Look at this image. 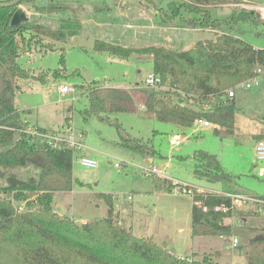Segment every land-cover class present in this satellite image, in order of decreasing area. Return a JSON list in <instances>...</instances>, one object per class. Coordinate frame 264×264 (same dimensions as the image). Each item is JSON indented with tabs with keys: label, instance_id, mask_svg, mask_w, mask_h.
Returning <instances> with one entry per match:
<instances>
[{
	"label": "rangeland",
	"instance_id": "obj_1",
	"mask_svg": "<svg viewBox=\"0 0 264 264\" xmlns=\"http://www.w3.org/2000/svg\"><path fill=\"white\" fill-rule=\"evenodd\" d=\"M171 1L186 0H154V7L166 9ZM241 1L206 7L211 19L220 25L209 31L191 30L192 19L198 15L186 12H182L181 19L174 20L179 29H165L154 8L151 5L146 8L145 0H34L33 5H20L29 11L30 24L49 30H59L62 20L81 25L77 35L62 42L42 37V42L30 49L19 45L18 62L28 76L17 80L14 98L21 118L28 122L27 126L47 130L69 127L80 136L85 147L84 152L73 153L72 189L52 194V209L57 216H68L76 224L100 220L107 215L105 202L110 200L114 220L119 226L129 228L136 237L151 238L158 245L168 246L177 256L201 260L205 255L212 264H246L245 252L250 241L264 235V178L257 176L264 164L256 163L253 152L254 141L264 139V69L258 85L242 89L240 85L247 79L230 88L237 103L235 136L220 138L214 134V127L203 128L197 121L185 128L146 115L141 107L143 92L147 90L145 80L153 75L148 55L134 52L130 58L122 59L95 49V42L100 41L122 49L168 46L179 51L192 42L215 39L223 33L263 49L264 0ZM242 9L260 13V24L239 21L231 31L227 18ZM63 85L72 86L74 91L61 95L58 87ZM95 85L127 90L133 96L136 110L99 117L86 115L88 91ZM168 88L165 85L155 90L171 95L173 91ZM188 105H192L191 101ZM202 109L207 111L208 107ZM116 125L121 126L126 137L149 143L154 153L142 157L120 146ZM239 131L242 137H238ZM171 136H177L178 140L172 143ZM198 150L215 155L222 169L233 174L234 179L217 187L193 177L192 155ZM79 157H87L97 166L83 167ZM115 163L120 168L114 167ZM37 164L35 160L24 167L3 169L0 186L6 185L11 175L23 181L37 179L40 173ZM151 168L163 176L147 175L146 170ZM171 181L211 194L227 195L234 186L240 188L231 194L241 196V203L224 220L231 226V235L191 237V197L170 194ZM216 188L221 193L215 192ZM123 208L127 213H121Z\"/></svg>",
	"mask_w": 264,
	"mask_h": 264
},
{
	"label": "trees",
	"instance_id": "obj_2",
	"mask_svg": "<svg viewBox=\"0 0 264 264\" xmlns=\"http://www.w3.org/2000/svg\"><path fill=\"white\" fill-rule=\"evenodd\" d=\"M7 1L11 0H0ZM23 3L33 5L34 0ZM145 3L154 8L163 26L178 27L174 20L181 19L182 12H186L198 15V18L192 19L190 27L205 30L219 25L218 21L211 19L206 7L242 1H171L166 9L155 8L154 0H145ZM36 9L44 11L42 7ZM15 10V6L0 7V167H24L35 159L39 160L40 173L37 179L28 181L11 175L6 185L0 186V264H212L207 256L201 260L182 259L151 238L134 236L129 228L119 226L114 220L110 200L105 202L108 209L104 218L83 224H76L70 217H60L53 212V192L70 191L75 182L72 175L73 154L70 150L34 149L27 142L23 133L27 122L21 118L14 102L17 80L28 77L18 62L19 45L30 49L33 44L41 43L42 37L62 42L77 35L81 25L72 20H62L59 30H49L28 22L12 27L10 19ZM227 19L230 30L239 21L260 24L256 14L245 9ZM71 23H74L73 28ZM95 49L122 59L130 58L134 52L148 55L152 60L153 74L159 76L162 85H167L173 92L167 95L166 92L156 91L157 88L145 87L147 90L143 92L141 106L146 115L185 128L191 127L196 120L204 119L218 126L214 134L220 138L231 136L236 122L235 100L224 98L225 92L254 76L256 68L264 69V48L255 49L230 33L216 35L215 39L199 40L190 49L182 51L155 46L122 49L100 41L95 42ZM87 97L89 110L86 115L99 117L136 110L133 96L125 89L95 85L89 88ZM188 101H191V106ZM203 106H207L208 110L204 111ZM116 127L120 146L142 157L154 153L149 143L126 137L121 126ZM192 159V174L199 180L229 183L234 179L232 174L222 169L213 154L198 150L193 153ZM191 201L192 237L231 235V226L224 222L232 213L231 198L195 193ZM198 203L207 210L202 211ZM222 205L228 208L225 214L215 211ZM258 237L264 235L250 241L245 252L246 264H264V240H258Z\"/></svg>",
	"mask_w": 264,
	"mask_h": 264
},
{
	"label": "built area",
	"instance_id": "obj_3",
	"mask_svg": "<svg viewBox=\"0 0 264 264\" xmlns=\"http://www.w3.org/2000/svg\"><path fill=\"white\" fill-rule=\"evenodd\" d=\"M262 73L261 68H256L254 70V76L249 78L246 82L240 85V87L244 90H248L252 88L253 86L258 85L260 77L259 75ZM162 85V80L157 75H152L149 78L145 80V87L149 88H158ZM165 87V86H164ZM74 88L72 86H59L58 92L61 95H65L69 92H73ZM224 98H233L235 93L234 90H227L224 94ZM143 107V106H141ZM144 108V107H143ZM198 124L203 128H208L212 126V124L204 119L196 120ZM23 133L26 134L27 142L30 146L34 147V149H39L41 147L49 148L51 150H70L72 154L74 152H84L85 147L83 146L80 136H76L72 129L67 127L66 129H60V130H47L40 128L38 126L30 125L27 126ZM172 143L176 140H178L177 136H171L170 137ZM254 157L256 163H262L264 164V139H260L256 141L255 147H254ZM79 163L86 168H95L97 166V163L87 157H79ZM114 167L120 168L119 163H115ZM147 175H157V176H163L161 172L156 170L155 168H151L150 170H146ZM257 176L259 178H264V168L259 170L257 173ZM194 188L190 185H187L186 183L180 182V181H171V187H170V194L174 196H189L193 197L195 193H202L198 192L197 190H193ZM216 194V193H215ZM223 195V194H219ZM229 198H231V208H235L236 206H239L241 203L242 197L239 195H225ZM130 199V198H128ZM259 202L258 200H254ZM264 204V202H262ZM198 207L202 209V211H206V207H202L201 204L198 203ZM264 210V205L262 207ZM18 210H21V207L18 208ZM216 212L225 214L228 212V208L225 206H219L215 208ZM233 245H235L236 240H233ZM183 259V258H182Z\"/></svg>",
	"mask_w": 264,
	"mask_h": 264
},
{
	"label": "water",
	"instance_id": "obj_4",
	"mask_svg": "<svg viewBox=\"0 0 264 264\" xmlns=\"http://www.w3.org/2000/svg\"><path fill=\"white\" fill-rule=\"evenodd\" d=\"M25 0H11V1H7V2H0V7H12L15 6L16 10L13 13L11 19H10V26L12 27H16L19 26L20 24H22L23 22H28L29 21V16H28V12L27 10H24L22 7H20V5L24 2ZM257 18L261 17L260 13L256 14ZM35 161V159L33 160ZM37 162L39 163V160H37ZM3 171V168L0 167V172ZM258 240H264V237H258ZM165 247L166 246H162Z\"/></svg>",
	"mask_w": 264,
	"mask_h": 264
},
{
	"label": "crops",
	"instance_id": "obj_5",
	"mask_svg": "<svg viewBox=\"0 0 264 264\" xmlns=\"http://www.w3.org/2000/svg\"><path fill=\"white\" fill-rule=\"evenodd\" d=\"M146 8H148V6H146ZM30 11H32V9L30 10ZM155 11V10H154ZM156 12V11H155ZM155 14H157V12L155 13ZM161 25V24H160ZM161 26H163V25H161ZM165 29H171V30H173V29H179V28H174V27H169V28H167L166 26H163ZM200 30V29H195V28H192L191 27V30ZM205 30H208V29H205ZM209 31V30H208ZM202 40H205V39H202ZM197 42V41H196ZM196 42H192V43H190L188 46V48H186V49H184V50H188V49H190ZM157 47H161V46H157ZM255 49H259L258 47H255V46H253ZM164 48H166V49H169V47L168 46H165ZM170 50H172V49H170ZM174 51H176V50H174ZM179 51H182V50H179ZM235 103H236V100H235ZM236 107H237V103H236ZM26 122V121H25ZM28 123V122H27ZM212 127H214V129L215 128H218V126H216V125H213L212 124ZM239 129L241 130V126L239 127ZM234 133H235V129H234V132H233V134L231 135L232 137L233 136H235L234 135ZM246 133H249L248 131H246ZM237 135V134H236ZM238 137H242V132L241 131H239V134H238ZM250 137V136H249ZM257 141V140H256ZM256 141H254V144L256 143ZM253 149H254V147H253ZM233 175V174H232ZM194 177V176H193ZM205 181V180H204ZM207 183H210V182H207ZM216 185L217 187H218V184L219 183H212L211 185L213 186V185ZM237 188V190H240V188H238V187H235L234 186V188H232L231 189V193H235L236 192V189ZM207 189H209V188H207ZM216 191L215 192H217V193H221L220 192V190L218 191V189L216 188L215 189ZM226 193H229V192H226ZM161 195V194H160ZM245 195H248V194H245ZM250 196V195H249ZM252 197V196H251ZM55 212V211H54ZM55 213H57V212H55ZM121 213L123 214H125V213H127V209L126 208H123V209H121ZM58 214V213H57ZM83 223H86V222H83ZM83 223H81V224H83ZM226 224V223H225ZM132 232V231H131ZM133 233V232H132ZM191 237H192V235H191ZM199 237H203V236H197V237H193V238H199ZM217 237V236H216ZM218 238H223V237H218ZM166 248L168 249V246H166ZM169 250V249H168ZM170 251V250H169ZM194 254V253H193ZM178 256H180V257H183V258H187V257H184V256H182V255H178ZM202 256H205V255H202ZM217 256H219V255H217ZM216 264H219L218 262H216Z\"/></svg>",
	"mask_w": 264,
	"mask_h": 264
},
{
	"label": "bare ground",
	"instance_id": "obj_6",
	"mask_svg": "<svg viewBox=\"0 0 264 264\" xmlns=\"http://www.w3.org/2000/svg\"><path fill=\"white\" fill-rule=\"evenodd\" d=\"M263 13H264V10H263Z\"/></svg>",
	"mask_w": 264,
	"mask_h": 264
}]
</instances>
